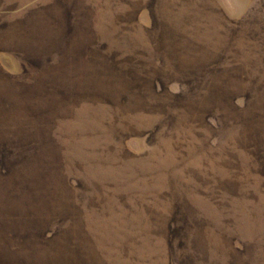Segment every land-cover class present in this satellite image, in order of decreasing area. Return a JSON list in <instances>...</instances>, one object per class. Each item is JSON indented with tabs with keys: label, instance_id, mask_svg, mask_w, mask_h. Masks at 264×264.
Instances as JSON below:
<instances>
[{
	"label": "rangeland",
	"instance_id": "374dc122",
	"mask_svg": "<svg viewBox=\"0 0 264 264\" xmlns=\"http://www.w3.org/2000/svg\"><path fill=\"white\" fill-rule=\"evenodd\" d=\"M0 264H264V0H0Z\"/></svg>",
	"mask_w": 264,
	"mask_h": 264
}]
</instances>
